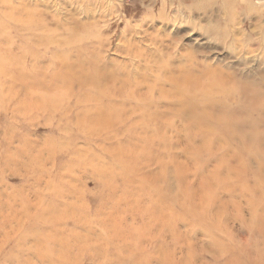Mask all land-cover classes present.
<instances>
[{
	"label": "rangeland",
	"instance_id": "obj_1",
	"mask_svg": "<svg viewBox=\"0 0 264 264\" xmlns=\"http://www.w3.org/2000/svg\"><path fill=\"white\" fill-rule=\"evenodd\" d=\"M0 62V264H264V149L179 110L256 104L264 0H0Z\"/></svg>",
	"mask_w": 264,
	"mask_h": 264
},
{
	"label": "bare ground",
	"instance_id": "obj_2",
	"mask_svg": "<svg viewBox=\"0 0 264 264\" xmlns=\"http://www.w3.org/2000/svg\"><path fill=\"white\" fill-rule=\"evenodd\" d=\"M67 1V0H66ZM36 4V3H35ZM37 5V4H36ZM63 5V4H62ZM27 8L29 6H26ZM24 6V8L27 10V12H32L34 8H26ZM24 10V9H22ZM4 10H2V15L4 16V18H10L7 14L3 12ZM40 11V9L38 10ZM46 10H42L40 11L38 14L42 17L41 14L45 13ZM22 18V17H20ZM13 19L14 18H10ZM18 20V19H17ZM38 24L40 25H44L45 24V19L44 18H40V22H38ZM70 28V27H69ZM48 28L45 31L49 32ZM71 29V28H70ZM52 32V30H50ZM54 33L57 32V30H54ZM49 32V33H51ZM4 61V60H3ZM2 62V60H1ZM0 62V63H1ZM82 64V63H81ZM82 66V65H81ZM1 67V64H0ZM87 73V72H86ZM85 73V74H86ZM81 74V73H80ZM92 79V81L96 84L99 83V78L94 77L93 75H88L87 77L81 76L79 77L80 80H86V82L88 81L87 79ZM176 84H178L176 82ZM181 85V84H178ZM217 86H219L220 88H216ZM238 86V85H237ZM237 86H235V84H231L230 86H225V85H214L213 89L206 93L207 97H214L217 94H223L222 96V100L220 102L214 103L212 101L210 102H202L201 100H197V101H193L191 102V104H186L183 105V103L180 106V112L184 113L185 116H191L194 119L196 118H207L209 117H213L216 122H217V126L222 130L225 131L228 136H230L232 138V133L235 134V138L237 140V138L239 139V143L244 145V149L242 148V145H239V148H242L244 150V152H246V155L249 157H254V155L252 153H254V150H258L259 149H264V140H262V138H264V120L260 119L258 114L261 113V111L264 109V92L263 91H259L261 98L258 97V100H256V104L253 105L254 102L249 101V103H247V98L244 92L242 91H238L237 90ZM213 90H215L216 94H214ZM235 93L239 96V98L241 97V99L244 97V100L246 102H239V104L236 105V107L234 108V110L236 112H245V118L238 120L237 118L234 119V117L232 116V114H229L228 109H230V107H228L227 105H225V97L228 93ZM188 94V93H187ZM189 95V94H188ZM254 106H256L254 108ZM218 109L217 113H214L213 110ZM260 115V114H259ZM244 126H249L251 127L250 131H247L245 129L241 130L242 127ZM260 126V127H258ZM232 132V133H231ZM260 158V157H259ZM259 160V159H258ZM264 158H260V162H263ZM259 179V178H258Z\"/></svg>",
	"mask_w": 264,
	"mask_h": 264
}]
</instances>
